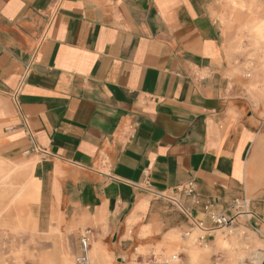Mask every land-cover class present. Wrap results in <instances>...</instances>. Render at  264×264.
Masks as SVG:
<instances>
[{"label": "crops", "instance_id": "obj_1", "mask_svg": "<svg viewBox=\"0 0 264 264\" xmlns=\"http://www.w3.org/2000/svg\"><path fill=\"white\" fill-rule=\"evenodd\" d=\"M226 1L0 0V189L20 162L39 228L58 190L117 257L193 227L157 193L206 225L204 204L231 214L248 196L264 218V118L229 75ZM190 180L199 204L177 190Z\"/></svg>", "mask_w": 264, "mask_h": 264}, {"label": "rangeland", "instance_id": "obj_2", "mask_svg": "<svg viewBox=\"0 0 264 264\" xmlns=\"http://www.w3.org/2000/svg\"><path fill=\"white\" fill-rule=\"evenodd\" d=\"M219 19L236 54V67L229 75L239 79L253 102V110L264 118V29L257 28L264 25V0H227L221 5ZM18 163L11 164L13 168L6 173V190L0 189V264H78L81 237L87 234L89 223L63 213L58 190L53 213L44 216L39 228L21 192ZM248 222L249 216L241 215L229 228L216 229L204 239L205 233L196 225L169 232L160 241L138 247L128 257H117L105 240L97 242L89 234L91 264H140L142 259L143 264H163L172 256H177V264H255L259 247L264 251V223L260 233ZM194 248L199 250L196 256ZM240 252L246 255L244 262Z\"/></svg>", "mask_w": 264, "mask_h": 264}, {"label": "built area", "instance_id": "obj_3", "mask_svg": "<svg viewBox=\"0 0 264 264\" xmlns=\"http://www.w3.org/2000/svg\"><path fill=\"white\" fill-rule=\"evenodd\" d=\"M136 123L132 122L128 124L127 130L124 133L127 139L131 140L134 138V135L136 133ZM143 188H150L149 179L146 178L144 181ZM177 190L185 193L186 195L193 198L194 202L199 204L200 198L196 192L195 189V182L193 180H190L188 182H185L179 186H177ZM157 195L166 198L167 200L171 201L173 204H176L180 207L182 212L187 216V218H190L192 220V225L197 226L201 232H204L205 235H202V239H204L206 236H211L212 231H215L216 229L220 228H229L228 226H231L239 216L247 214L249 215V220L253 218H258V220L262 223H264V220L258 217L249 207V202L245 198H238L235 199L232 204V210L233 212L231 214H227L226 212H219L216 210H213L210 203H206L203 205L204 212H206L207 217L211 221V225H206L203 221L196 220L192 213L190 212V209L187 207H184L180 201L175 198L174 196H171L167 193H157ZM193 228V227H192ZM90 231H87V234L83 235L81 237V250L78 254L76 261L78 264H91V256H90V248H91V240H90ZM177 256H172L169 260H166L163 264H177ZM140 264L144 263V259L139 261ZM147 264H158L156 262L150 263L146 262Z\"/></svg>", "mask_w": 264, "mask_h": 264}, {"label": "bare ground", "instance_id": "obj_4", "mask_svg": "<svg viewBox=\"0 0 264 264\" xmlns=\"http://www.w3.org/2000/svg\"><path fill=\"white\" fill-rule=\"evenodd\" d=\"M145 207V206H144ZM244 215H246V216H249V215H247V214H244ZM187 235H190V233H188ZM96 248H98V247H96ZM90 250H91V248H90ZM260 250V249H259ZM261 251V250H260ZM263 252V251H262ZM254 260V259H253ZM255 264H258V263H255Z\"/></svg>", "mask_w": 264, "mask_h": 264}]
</instances>
